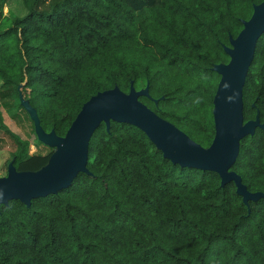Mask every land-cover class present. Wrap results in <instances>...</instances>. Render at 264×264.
I'll return each instance as SVG.
<instances>
[{
    "label": "trees",
    "instance_id": "trees-1",
    "mask_svg": "<svg viewBox=\"0 0 264 264\" xmlns=\"http://www.w3.org/2000/svg\"><path fill=\"white\" fill-rule=\"evenodd\" d=\"M12 1L0 0V133L19 171L39 170L54 152L30 153L38 138L20 85L44 130L65 136L91 97L149 82L152 98L164 99L140 100L209 147L221 79L212 67L230 61L224 45L264 2L20 0L19 13ZM4 110L26 115L35 143L5 124ZM257 111L264 123V34L244 86L245 122ZM88 169L30 208L1 206L0 264H264V198L246 206L234 183L173 164L135 126L101 124ZM232 170L264 193V130L241 141Z\"/></svg>",
    "mask_w": 264,
    "mask_h": 264
},
{
    "label": "water",
    "instance_id": "water-1",
    "mask_svg": "<svg viewBox=\"0 0 264 264\" xmlns=\"http://www.w3.org/2000/svg\"><path fill=\"white\" fill-rule=\"evenodd\" d=\"M243 24L240 34L236 38L230 35V45H224L230 61L212 67L221 79L213 101L215 137L209 147L193 140L140 100L149 98L158 105L164 99L152 98L149 82L141 90L132 81L128 93L116 86L91 97L65 136H59L55 130H44L37 110L24 98L20 85V103L34 123L38 140L54 152L48 163L36 171H19L14 161L9 163L7 175L0 177V209L13 200L30 208L33 200L68 189L80 173L92 175L88 169L91 138L103 123L110 132L112 122L140 129L173 164L215 172L221 178L222 187L234 183L237 195L246 206L264 198L263 192L249 191L242 177L232 170L241 141L254 136L257 129L264 130L260 111L254 120L245 122L244 117V86L258 41L264 34V2L254 6L251 18Z\"/></svg>",
    "mask_w": 264,
    "mask_h": 264
},
{
    "label": "rangeland",
    "instance_id": "rangeland-1",
    "mask_svg": "<svg viewBox=\"0 0 264 264\" xmlns=\"http://www.w3.org/2000/svg\"><path fill=\"white\" fill-rule=\"evenodd\" d=\"M12 6L14 9H17L19 13H22V4L20 0H13ZM7 8L4 10V13H7ZM169 82L165 79V85H167ZM19 117L18 119L14 118L13 115L10 113V111L4 110V119L5 124L16 134H19L23 138H29L32 143H35V135L32 134L30 124L27 121L26 115L19 111ZM30 132V135L28 133ZM0 136L6 139V142L2 145H0V177L6 176L8 171V164L12 159V152L15 150V148L12 146L10 141L9 134L2 131L0 133ZM39 141V140H38ZM38 141H36L38 144H40ZM31 146L30 153L36 154V153H43L44 155L49 154L50 150L49 147L38 145ZM51 149V148H50Z\"/></svg>",
    "mask_w": 264,
    "mask_h": 264
},
{
    "label": "flooded vegetation",
    "instance_id": "flooded-vegetation-1",
    "mask_svg": "<svg viewBox=\"0 0 264 264\" xmlns=\"http://www.w3.org/2000/svg\"><path fill=\"white\" fill-rule=\"evenodd\" d=\"M152 101H153V100H152ZM153 102H154V101H153ZM158 105H159V104H158ZM158 105H157V106H158ZM150 109H151V108H150Z\"/></svg>",
    "mask_w": 264,
    "mask_h": 264
}]
</instances>
